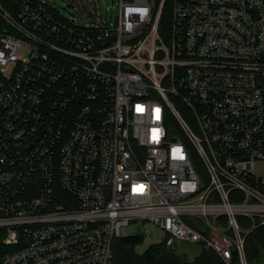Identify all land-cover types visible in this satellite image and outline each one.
<instances>
[{"label": "built area", "instance_id": "2783aa9c", "mask_svg": "<svg viewBox=\"0 0 264 264\" xmlns=\"http://www.w3.org/2000/svg\"><path fill=\"white\" fill-rule=\"evenodd\" d=\"M62 1L0 0V264H112L138 220L247 264L264 0Z\"/></svg>", "mask_w": 264, "mask_h": 264}, {"label": "trees", "instance_id": "16d2710c", "mask_svg": "<svg viewBox=\"0 0 264 264\" xmlns=\"http://www.w3.org/2000/svg\"><path fill=\"white\" fill-rule=\"evenodd\" d=\"M240 218V217H239ZM245 220V219H240ZM169 236L153 242L139 253L136 247L144 238L140 234L120 236L113 241L112 264H226L215 252L200 246L199 253L193 258L177 253L168 244ZM244 252L247 264H264V224L252 229L245 238ZM234 264H239L238 260Z\"/></svg>", "mask_w": 264, "mask_h": 264}, {"label": "rangeland", "instance_id": "374dc122", "mask_svg": "<svg viewBox=\"0 0 264 264\" xmlns=\"http://www.w3.org/2000/svg\"><path fill=\"white\" fill-rule=\"evenodd\" d=\"M113 0H101L102 9L105 10L106 6H111ZM116 1V0H114ZM58 9L66 13V5L62 0H54ZM140 234L143 236L144 241L141 245L136 247V251L142 253L149 244L162 240L164 232L150 221H134L130 225L124 226L121 229V236H128ZM173 250L177 253L187 256L188 259H193L200 251V245L197 243L187 242L175 239L171 244Z\"/></svg>", "mask_w": 264, "mask_h": 264}]
</instances>
